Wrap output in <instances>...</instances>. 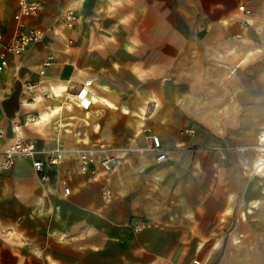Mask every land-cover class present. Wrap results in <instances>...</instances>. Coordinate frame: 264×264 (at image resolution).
<instances>
[{
	"label": "crops",
	"instance_id": "crops-1",
	"mask_svg": "<svg viewBox=\"0 0 264 264\" xmlns=\"http://www.w3.org/2000/svg\"><path fill=\"white\" fill-rule=\"evenodd\" d=\"M41 1L42 11L26 21L43 30L45 37L11 57L1 77L7 99L0 120V151L14 137V120L21 136L39 149L61 151L62 158L46 167L47 180L42 182L28 160L18 159L0 171V264H189L194 258L203 264H264V209L256 212L254 226L242 219L233 226L237 196L238 202L248 200L242 193L247 180L237 162L184 159L172 170L164 164L167 160L157 163L155 154L148 153L127 161V176L121 175L120 166L107 176L97 167L88 179L78 174L75 154L99 143L113 147L108 130L97 129L93 139L85 131L87 116L99 115L96 103L142 119L145 105L159 102L150 90L136 92L141 74L152 72V56L167 54L166 38L155 30L157 25L173 17L182 31L191 32H181L182 39L214 40L209 44L214 56L224 67H237L251 54L264 59V0ZM16 9L15 0H0V35L5 41L14 33ZM66 9L77 10L72 28L59 22ZM106 22L111 26L103 25ZM124 25L131 27L126 34L119 31ZM155 49L159 53L153 55ZM231 54L239 56L234 64L228 63ZM49 56L52 62L41 75ZM86 81L92 83L93 102L82 110L63 96ZM26 83L49 90L51 99L36 97L35 91L27 94ZM174 101L178 108L183 106ZM28 115L36 121H27ZM159 116H165L164 128L149 133L158 136L164 148L183 143L169 122V110ZM208 138L216 141L213 135ZM192 140L202 142V134L197 132ZM259 151L264 155V148ZM262 155L253 161L254 172L264 166ZM205 168L214 169L206 174ZM170 170L173 176L166 174ZM238 175V181H232ZM207 176L216 185L204 194L200 184ZM232 183L238 184L239 194L232 191ZM103 186L110 191L108 197L99 191ZM254 196L250 199L264 204V193ZM140 223L146 226L134 231ZM248 229L251 235L242 237ZM234 230L241 235L239 241ZM3 237H10L13 245Z\"/></svg>",
	"mask_w": 264,
	"mask_h": 264
},
{
	"label": "rangeland",
	"instance_id": "rangeland-1",
	"mask_svg": "<svg viewBox=\"0 0 264 264\" xmlns=\"http://www.w3.org/2000/svg\"><path fill=\"white\" fill-rule=\"evenodd\" d=\"M76 11L74 10L75 13ZM61 15L59 22H61ZM168 19V23L157 25L155 28L166 38L167 54L161 57L152 56V72L141 74L136 88L137 93L139 90L140 93L150 90L157 96L159 102H148L142 119L137 114L123 113L120 109L108 110L96 103L95 109L99 115L87 116L85 131L88 137L93 139L98 137L97 129L98 131L102 130L101 128L104 131L108 130L110 140L113 141V147H109L110 154L117 157V166H120L123 171L121 175L127 176L126 168L123 167L128 164V160L134 161L146 157L148 153L154 154L150 148V137L154 135L149 132L156 128H164L165 116L160 117L159 113L163 115L169 110V122L176 130V135L184 142L174 144L172 147L165 146L167 161L164 164L172 168V165L184 159L197 160L201 164L213 162L216 159L224 161L229 158L233 164L237 162V165L241 167L242 177L247 180L246 188L242 189V193L248 195V200L239 201L241 202L239 203V195L237 196V208L232 210L233 218H235L233 226L241 219L254 226L257 220L256 212L264 209L261 200L250 199L251 196L255 197V192L264 193V166L258 172H254L253 167L257 154L262 155L259 148L264 147V141H260V135L264 134V59L251 54L252 56L249 55L237 67L231 65L224 67L226 65L224 61L216 58L214 52H211L209 44H212L214 40L182 39L181 32L185 35L191 32L182 31L181 25L176 24L173 17L169 16ZM103 25L111 26L108 22ZM129 30L131 27L124 25L119 31L126 34ZM154 52L153 55L159 53L156 49ZM232 56L228 63L234 64L239 60V56ZM160 65H162L161 71H159ZM34 91L36 97L40 95L44 100L51 99L52 94L49 90L36 86ZM174 99L178 103L182 102L183 106L180 104L181 108H178ZM138 106L137 103L133 104L134 109ZM194 114L204 120L196 119ZM95 124H99L100 127L95 128ZM74 126L66 127L74 128ZM197 132L202 134L200 143L192 140ZM209 134L213 135L216 141L213 139L209 141ZM184 135L189 137L188 141ZM115 169L105 172L104 175L116 173L118 167ZM213 169L205 168L203 171L207 174ZM172 170L166 174L173 176ZM185 170L190 169L185 168ZM233 171L237 170L233 169ZM209 175L214 176L212 173ZM238 177L239 175L232 181H238ZM215 185L208 176L200 184L204 194L208 191V187ZM230 186L232 191L237 190L239 194V189H236L238 184L235 186L232 183ZM99 191L105 197L110 195V191L104 186ZM202 194L201 197L205 196ZM249 229L248 235L244 234L242 237L248 238L251 235ZM233 232L234 238L237 235L236 239L239 241L241 235L238 231ZM6 238L3 237L4 241L13 245V240L10 237ZM197 260L202 263L200 259Z\"/></svg>",
	"mask_w": 264,
	"mask_h": 264
},
{
	"label": "built area",
	"instance_id": "built-area-1",
	"mask_svg": "<svg viewBox=\"0 0 264 264\" xmlns=\"http://www.w3.org/2000/svg\"><path fill=\"white\" fill-rule=\"evenodd\" d=\"M16 12L14 14L15 30L10 39L5 41L0 35V115L3 113V105L7 99L5 88L1 85V77L9 66L11 57H18L31 44L41 41L45 37V32L40 28L28 25L27 19L38 15L43 8L41 0H16ZM77 21V14L72 9L65 10L61 15V22L64 26L72 28ZM52 62V56L42 63L39 73L45 74V68ZM91 81L83 83L76 91L66 92L63 98L66 102H73L78 108L88 110L93 102L90 93ZM36 88L35 84L26 83L24 85L25 92L33 95ZM84 93L85 95H81ZM84 100L89 102L88 106H84ZM32 103L36 102V98L32 97ZM1 119V118H0ZM36 117L27 116V121L35 122ZM14 137L8 145L0 152V171L11 168L18 159L28 160L40 181L47 178L46 167L54 166L59 163L62 158V152L59 150L39 149L34 141L26 139L18 132L19 125L16 121H11ZM2 128L0 127V137ZM150 148L155 154V161L161 163L166 160V150L161 144L158 136L150 137ZM79 165L78 172L88 179L94 175L96 168H100L104 172L112 171L118 164V159L110 154V149L103 143H99L90 148L77 149L75 151ZM44 156V159L41 158ZM95 168H92V167ZM65 194H69V189H64ZM145 223L133 226L134 231H138L145 227ZM189 264H202L199 260L193 259Z\"/></svg>",
	"mask_w": 264,
	"mask_h": 264
},
{
	"label": "bare ground",
	"instance_id": "bare-ground-1",
	"mask_svg": "<svg viewBox=\"0 0 264 264\" xmlns=\"http://www.w3.org/2000/svg\"><path fill=\"white\" fill-rule=\"evenodd\" d=\"M66 94V93H65ZM106 100V99H105ZM71 102V101H70ZM0 118H1V115H0ZM1 120V119H0ZM260 141H264V134H261L260 135ZM262 148H264V147H262ZM81 174V173H80Z\"/></svg>",
	"mask_w": 264,
	"mask_h": 264
},
{
	"label": "snow or ice",
	"instance_id": "snow-or-ice-1",
	"mask_svg": "<svg viewBox=\"0 0 264 264\" xmlns=\"http://www.w3.org/2000/svg\"><path fill=\"white\" fill-rule=\"evenodd\" d=\"M82 96L85 95L84 93L81 94ZM89 102L87 100H84V106L87 107Z\"/></svg>",
	"mask_w": 264,
	"mask_h": 264
}]
</instances>
